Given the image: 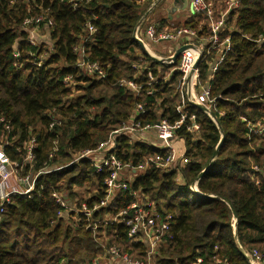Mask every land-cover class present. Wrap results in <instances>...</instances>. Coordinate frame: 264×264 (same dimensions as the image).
Listing matches in <instances>:
<instances>
[{
  "label": "trees",
  "instance_id": "obj_1",
  "mask_svg": "<svg viewBox=\"0 0 264 264\" xmlns=\"http://www.w3.org/2000/svg\"><path fill=\"white\" fill-rule=\"evenodd\" d=\"M141 1L93 0L74 10L62 0H0V119L11 125L8 140L14 143L4 150L22 164L26 152L19 153L17 148L34 137L36 159L24 164L21 175L52 171L38 178L31 199L12 197L5 206L0 221V264H94L105 251L89 227L96 221L104 223L108 215L117 216L134 199L122 192L89 221L76 214L78 222H74L75 214L69 212L73 224L65 225L64 209L53 198L54 192L78 201L75 207L81 208L84 202L89 209L107 196L105 182L110 172L97 174L90 161L73 163L75 157L107 142L133 119L140 104L146 108L140 118L144 127L162 119L171 124L180 121L176 85L181 74L175 72L164 80L170 67L151 58L134 38L139 22L159 0ZM207 1L224 9L227 0ZM41 15L50 17L53 26L47 32L50 39L34 46L22 26L27 18ZM204 21L202 15L192 16L179 28L194 29L206 38ZM89 22L97 33L85 44L87 60L103 68L105 80H96L77 67L76 49L85 39ZM167 22L166 16L157 26L166 27ZM226 29L232 50L214 80L209 81V76L215 53L198 67L200 82L211 86L216 105L211 115L216 122L187 103L186 111L196 115L200 125L197 134L188 132L186 124L179 131L188 163L169 172L150 167L131 186L173 216V239L162 244L155 264H194L200 258L204 264L218 259L249 264L237 242L246 252L264 254V132L250 134L248 128V123L264 125V43L256 42L264 38V0H240L239 8L228 13ZM44 54L49 57L39 66ZM149 71L155 81L148 78ZM70 76L73 85L65 84ZM122 80H136L143 89L138 96L127 92L119 86ZM117 144L119 160L133 167L150 158H165L167 153L146 143L131 145L124 137H118ZM219 145L216 160L198 179ZM178 171L184 184L179 183ZM195 184L201 194L212 197L197 196L192 189ZM84 187L88 188L86 199L79 192ZM106 223L109 246L117 245L123 254L147 261L146 244L129 241L125 224Z\"/></svg>",
  "mask_w": 264,
  "mask_h": 264
},
{
  "label": "built area",
  "instance_id": "obj_2",
  "mask_svg": "<svg viewBox=\"0 0 264 264\" xmlns=\"http://www.w3.org/2000/svg\"><path fill=\"white\" fill-rule=\"evenodd\" d=\"M68 1L74 10L86 7L93 0H62ZM145 2L144 0L141 3ZM189 10L193 16L202 15L205 21L208 23V35L206 38H200L198 32L194 29L181 27L174 28L171 31H158L157 24L149 25L145 30V35L150 39L153 44H158L162 41H176L178 48L182 46H191L185 50L178 59V65L174 69V72H179L181 78L176 87L177 93L181 96V103L177 106L176 111L180 114V121L171 124L168 120L162 119L155 126H142L140 118L146 114L145 105L140 104L135 110V114L132 120L124 124L119 130L114 131L107 142L101 144L96 150H88L78 154L75 157V162L84 160L90 161L97 174L103 171L110 172L105 185L107 188V196L103 202L95 205L92 209H89L86 204H82L81 208L71 206L67 197L54 194L53 198L56 203L64 210L61 212V216L66 212H73V221L78 222L77 215H83L89 221L92 215L100 209L108 208L116 200L118 194L124 192L129 193L134 199L133 203L127 208L117 214V216L111 217L108 215L106 221L110 224H125L128 228V239L131 242H140L147 246V257L153 258L154 255L159 253L162 244L167 243L173 239L172 234V220L173 216L167 213L165 210L161 211L154 201L150 197L143 195L140 191L132 189V182L125 176L127 173L140 172L145 173L150 167H155L163 172H169L175 170L178 166H185L188 163L186 158V150L183 148L180 150L179 145L184 143V139L179 136V131L184 128L192 134H197L200 130V125L196 122V115L189 116L186 111L187 103H196L203 105L207 108V113L214 122L215 118L211 115V111L216 109L215 101L211 99V86L210 84H202L200 82V63L212 55L216 54L214 64L211 66V74L209 81L214 80L215 74L218 71L221 64L225 61L226 56L231 52V37L225 36L226 32V20L228 13L231 10L238 9L240 6V0H229L226 3V9L221 12L216 9L215 5L207 0H188ZM155 5L152 6L151 10ZM95 18V17H94ZM216 18L218 20H216ZM53 26V21L48 16H37L27 18L23 23L22 29L28 36V41L34 45L39 46L40 30L45 29L47 32ZM141 26H137L134 32L135 40L141 42L145 48H149L145 39L141 36ZM34 27V29L31 28ZM97 29L91 22L87 23L86 36L83 43L76 49V53L79 56L77 67L82 69L88 76L95 78L96 80H105L106 74L103 68L97 64L87 60V51L85 44L91 40ZM257 43H264V38H260ZM52 42L49 41L48 49L50 52L53 49ZM177 48V49H178ZM49 54L40 56L38 65L41 66L44 61L48 59ZM174 55V53H173ZM20 54L15 53V58L19 60ZM173 56L170 58L160 57L161 64L166 66H174L172 61ZM200 60L198 67L197 62ZM16 66H18L16 64ZM172 74L164 80H170ZM148 78L150 81H155L152 73L149 71ZM65 84L73 85V78L67 77ZM119 86L124 88L127 92L135 95H139L143 86L138 84L136 80H122L119 82ZM198 89L200 93H198ZM189 122V124H187ZM55 123L51 125L53 128ZM0 126H3L4 133L0 135V221L5 213V206H7L12 197H24L31 199L36 189V183L40 176L51 173L52 171H42L34 176H22L24 164L33 163L36 159L35 150L37 147V140L33 137L30 141L25 142L23 147L17 148V151L21 153L26 152L24 162L11 160V158L5 153V148L13 146L14 143L8 140V133L11 131V125L0 119ZM249 133L258 134L257 130H261L260 125L248 123ZM153 132L158 142H153L148 138V132ZM118 137H124L129 140L131 145L137 143H146L155 150L166 151V157L150 158L145 164L138 167H133L130 164H123L117 157L118 153ZM15 139V138H14ZM67 166L58 168L57 170L64 169ZM12 179H16L18 186L11 188L9 183ZM192 189L197 190V184ZM106 221L104 224L106 225ZM103 224L101 221H96L94 227H89L93 232ZM116 234V232H115ZM105 252L112 256L108 264H116V260H119L120 264H147L141 260L134 261L127 254L120 256V251L116 246L106 249ZM253 264H264V254L254 250L248 255ZM99 256L94 264H102ZM194 264H204L203 259H198ZM215 264H229L227 260L218 259Z\"/></svg>",
  "mask_w": 264,
  "mask_h": 264
},
{
  "label": "rangeland",
  "instance_id": "obj_3",
  "mask_svg": "<svg viewBox=\"0 0 264 264\" xmlns=\"http://www.w3.org/2000/svg\"><path fill=\"white\" fill-rule=\"evenodd\" d=\"M168 1H170V0H163V2L160 4V5H158L156 8H154L153 10H152V12L150 13V15L144 20V22L142 23V26H141V36L145 39V42L148 44V46H149V48H146L148 51H149V53L151 54V55H156V54H158V55H160V56H156V58H160V57H164V58H170L171 56H173V53H175V51L177 50V48H178V45H177V42L176 41H162V42H159L158 44H153V43H151L150 42V39L149 38H147L146 37V35H145V30H146V28L149 26V25H151V24H157L161 19H163V18H166V14H168L167 13V9L166 8H164V5L166 4V3H168ZM229 0H227L226 2H224V4H225V7H224V9H222V8H219V10L221 11V12H223L225 9H226V3L228 2ZM151 10V9H150ZM149 10V11H150ZM187 11H188V8L186 9ZM147 14V13H146ZM183 17V16H182ZM187 17L185 16L184 18H182L181 20H179V19H177V21L175 22V25L174 26H176L177 28L179 27V26H182V24L184 23V21H185V19H186ZM216 20H218L217 18H216ZM175 20H173L172 22H174ZM182 22V23H181ZM208 23L209 22H206V21H204V22H202V24H201V26L202 25H206V26H208ZM208 28V27H207ZM32 29H34V27H32L31 28V31H32ZM169 32V31H168ZM38 33H40V40H39V42H42V41H45V40H48V39H50L49 38V36H48V34H47V31L45 30V29H42V30H40V32H38ZM207 35H208V32H207V34H206V36L205 37H207ZM53 45V44H52ZM151 57V56H150ZM152 58V57H151ZM168 67H170L169 69H168V71L166 72V76H164L163 78L164 79H166V78H168V76L170 75V74H173L172 72H174V69L176 68L175 66L173 67V66H168ZM172 67V68H171ZM179 82V81H178ZM178 85V84H177ZM176 85V86H177ZM177 92V91H176ZM198 93H200V91H199V89H198ZM179 94V93H178ZM177 94V95H178ZM178 97H179V100H178V104H177V106L181 103V96H180V94L178 95ZM196 103H198V101L196 102ZM256 125H260L261 126V130H257V132H258V134H262L263 132H264V125H262V124H260V123H257ZM148 138L149 139H151V141H153V142H158L157 140H156V138H155V135H154V133L153 132H148ZM184 149V150H186V143H185V141H184V143L183 144H181V145H179V149L181 150V149ZM186 153H187V150H186ZM182 166V165H181ZM180 166V167H181ZM180 173V171H178V176L180 175L179 174ZM12 182L11 183H9V186L11 187V188H15V187H17L18 186V182H17V180L16 179H12L11 180ZM181 182H183L182 181V178H180L179 179V183H181ZM78 189V188H77ZM87 187H84V188H82L81 190H80V188H79V192L82 194V198H88L89 197V194H88V192H87ZM197 190H198V188H197ZM199 191V190H198ZM58 194V195H61V196H64V197H67L65 194H63L62 192H54V194ZM54 194H53V196H54ZM67 200H68V197H67ZM70 202V204H71V206H79V203H78V201H74V203L72 202V201H69ZM81 204H85L84 202H82ZM63 217L65 218V225H70V223H72L73 224V221L71 222V220L69 219L70 218V215H69V212H66V213H64V215H63ZM64 225V226H65ZM94 235H97L98 236V238H97V242H99L98 244H99V246L100 247H102V248H104V251L106 250V249H109L110 247H113V246H116L118 249H119V253H120V256L122 257L123 255H125V254H123L122 253V251H121V249H120V247H118L117 245H110L109 246V242H110V238H109V235H108V232H107V229H106V225H104V223L102 224V226L99 228V229H97V231L96 232H94ZM254 249H258V248H254ZM258 250H260V249H258ZM245 251V250H244ZM246 252V251H245ZM248 255L250 254V252H246ZM158 255H160L159 253L158 254H156V255H154L153 256V258H146L147 259V261H146V263L147 264H155V257H157ZM102 257L100 258V261H101V263L102 264H108L109 262H110V257L109 256H112L110 253H109V255H108V253L107 252H104L102 255H101ZM131 258L134 260V261H139L140 260V257H136V256H131ZM141 260H144V258H142ZM145 261V260H144ZM216 263V261L213 263V264H215ZM116 264H120V262H119V260H116Z\"/></svg>",
  "mask_w": 264,
  "mask_h": 264
},
{
  "label": "water",
  "instance_id": "obj_4",
  "mask_svg": "<svg viewBox=\"0 0 264 264\" xmlns=\"http://www.w3.org/2000/svg\"><path fill=\"white\" fill-rule=\"evenodd\" d=\"M163 2V0H159L156 4H155V6L153 7V9L154 8H156L159 4H161ZM188 0H174V2H173V4L170 6V7H168V9H167V13H168V16H169V19H172V15L175 13V12H177L178 10H186L187 8H189V5H188ZM152 9V10H153ZM152 10H150L149 12H147V14L143 17V19L139 22V24H138V26H140L143 22H144V20L150 15V13L152 12ZM137 41V40H136ZM138 42V44L141 46V48L149 55V56H151L154 60H156L157 62H159L160 61V59H158V58H156V57H153L150 53H149V51L145 48V46L141 43V42H139V41H137ZM191 46H182L181 48H178L176 51H175V53H174V55H173V57L171 58L172 59V61H173V63H174V65L177 63V61H178V59H179V57H180V55L185 51V50H187V49H189ZM199 63H200V60L197 62V64H196V67H198V65H199ZM193 105H195V106H197L198 108H200L201 110H203V111H207V108L205 107V106H203V105H199V104H196V103H192ZM223 139H224V137L222 138V140H221V142L223 141ZM220 145H221V143H220ZM220 145L217 147V150H216V152H215V154H214V156H213V158H212V160H211V162H210V165L199 175V178L198 179H201L203 176H205L206 174H207V172L209 171V169H210V167H211V163H213L215 160H216V158H217V155H218V151H219V148H220ZM195 192V194L197 195V196H199V197H201V198H210V197H212V196H205V195H203V194H201L198 190H195L194 191ZM234 216H236L235 215V213H234ZM237 246H238V248H239V250H240V252L242 253V255L247 259V261L249 262V264H253L252 263V261H251V259H250V257L248 256V254L244 251V249L238 244V242H237Z\"/></svg>",
  "mask_w": 264,
  "mask_h": 264
},
{
  "label": "crops",
  "instance_id": "obj_5",
  "mask_svg": "<svg viewBox=\"0 0 264 264\" xmlns=\"http://www.w3.org/2000/svg\"><path fill=\"white\" fill-rule=\"evenodd\" d=\"M174 0H170L168 1V3H166L164 5V8L168 9V7H170L172 4H173ZM165 16H167L168 18V22L165 24L166 27H161V26H157L158 29H161L160 31H171L173 30L174 28H177L175 25V22L177 21V19L181 20L182 18H184L185 16L187 17L185 19L184 22H186L189 18H191L193 15L191 14L189 8H188V11L187 10H178L177 12H175L173 15H172V19H169V16L168 14H166ZM183 16V17H182ZM173 20H175L174 22H172ZM182 23V22H181ZM170 28V29H169ZM153 57H156V56H160L158 54L156 55H152ZM164 58V57H162ZM160 59V58H158ZM161 60V59H160ZM156 61V60H155ZM159 63L161 64V61H159ZM181 167H184V166H181ZM143 175V173H140V172H131V173H127L125 174V176L129 179L130 182L134 183L135 180L139 177ZM179 179L181 178V176L178 177ZM180 184H184L183 182H181Z\"/></svg>",
  "mask_w": 264,
  "mask_h": 264
}]
</instances>
